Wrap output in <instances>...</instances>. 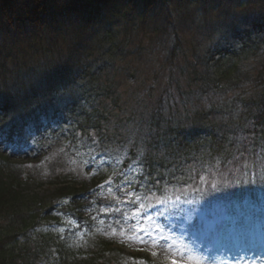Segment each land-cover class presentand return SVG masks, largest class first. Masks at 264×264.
Masks as SVG:
<instances>
[{"label": "trees", "instance_id": "trees-1", "mask_svg": "<svg viewBox=\"0 0 264 264\" xmlns=\"http://www.w3.org/2000/svg\"><path fill=\"white\" fill-rule=\"evenodd\" d=\"M175 1L179 4V0H0V264H36L40 252L52 246L58 264H114L104 259L124 257L115 243L78 232L71 239L60 225L37 226L51 211L43 207L56 200H82L98 187L112 193L126 186L135 196L133 210L143 216L151 212L161 222L166 219L156 200L169 195L180 207L191 201L209 215L264 214V60H253L254 48L244 41L258 27L262 32H257V41L264 49V0H185L184 9L176 4L172 10ZM218 23L228 25L224 27L228 31ZM189 29L208 31L209 39L221 40L194 54L195 47L184 46ZM221 33L240 36L239 43L222 41ZM156 40L166 45L163 65L141 76L131 62H142ZM250 58L253 63L247 70L254 81H245L236 92L241 108L202 120L206 109L192 105L189 97L198 98L210 82L241 73V64ZM123 60L130 65L125 71L131 79L128 91L114 81L122 71L117 62ZM172 65L179 69L172 74L176 91L164 80ZM9 69L15 72L12 78ZM107 73V81L101 80ZM246 83L249 87L243 88ZM93 114L99 115L98 121L76 124L66 144L68 152L86 162L90 178L83 183L59 174L48 183L52 195L29 194L30 188L45 183L34 172L17 173L7 153L34 143L39 148L50 132L75 126L66 118L90 120ZM93 134L99 143L93 144ZM200 141L222 161L209 168H184L181 151L194 154ZM57 215L74 220L72 213ZM30 235L35 236V248L31 246L28 255ZM21 236H27V245L17 241ZM129 258L135 264H151L142 255Z\"/></svg>", "mask_w": 264, "mask_h": 264}, {"label": "rangeland", "instance_id": "rangeland-1", "mask_svg": "<svg viewBox=\"0 0 264 264\" xmlns=\"http://www.w3.org/2000/svg\"><path fill=\"white\" fill-rule=\"evenodd\" d=\"M176 4L179 6L176 7ZM185 4V0H179V4L175 1L171 7L172 10L175 7L184 9ZM195 8L192 5L190 12L196 11ZM208 9L211 10L212 8L208 6ZM235 10L237 12L240 11L238 8ZM218 25L222 26L223 30L228 31V28H224L228 25H221V23H218ZM96 26L97 24H92L93 28H96ZM257 28L254 30L256 34H252L250 40L245 39L244 41H247L246 43H249L248 45L254 48V50H250L253 60L256 57L257 60L259 59L258 61H261L264 60V49L261 50L263 48L259 44L261 41H257V32L260 30ZM185 31L187 34L185 35L184 46L187 49L191 48V46L195 47L194 54L206 52L213 45V42L216 44V42L221 40L219 38L209 39L208 31L201 32L195 29ZM260 31L262 32V30ZM219 37L222 38V41L236 45L240 39V36L235 37V35L232 36L225 33H221ZM158 42L156 40L154 44L152 43L153 46H150L151 48L147 50L142 62H131V65L135 68L133 70L139 72L141 76H149L162 67L161 61L166 53L164 51L166 45ZM170 42L174 44L173 39ZM40 58L42 57H34V61H38ZM253 60L251 59L246 65L241 64L244 69L241 73L232 74L221 81L210 82L205 87L206 91L199 94L198 98L196 95L189 97L192 105L196 106L197 104L199 105L198 107L204 106L206 109L201 118L202 120L205 118L207 120L212 114L230 115L241 108V106L237 105L239 99L236 98V92L240 93L241 84L245 81L249 83L254 81L247 70ZM127 65L124 60L118 61L117 67L122 68V71L117 73V80L111 77V80L120 82V89L126 91L130 89L131 82V79L125 74ZM127 68L129 70L130 67ZM176 68V65L170 66L169 69L173 71L171 72L167 69L164 76L165 82L170 83L175 88V91L176 86L172 74L179 72V69ZM13 73L15 75V72ZM14 75L12 70L9 69L8 76L12 78ZM109 75L110 73H107L104 78L101 76L100 78L107 81L106 78ZM248 87L247 83L243 86V88ZM186 98L188 97H185V100ZM95 100L97 101V99ZM186 102L188 103L187 100ZM131 115V120H135ZM72 117L70 119L75 126L73 125L71 129L63 128V130L52 131L49 136L41 140L44 149L39 154L45 155V159H38L37 151L25 153L20 149L13 150V153L9 156L17 173L24 171L34 172L39 178L38 180L45 183L41 188L37 187V185L30 188L28 190L29 194L37 193L44 198L50 196V194L52 195V191L51 193L47 191L48 187H50L48 183L59 174L67 177L71 176L83 183L86 180L85 178H90L88 173L82 174L88 167L86 163L76 160L75 156L66 149V144L78 126L94 125L98 121L99 115L93 114L90 120L79 116ZM207 131L209 132V129H206L205 132ZM97 136V134H93L92 137L95 138L93 144L101 141V139H96ZM9 142L12 144V141ZM199 146L194 154L191 155L187 153V150L181 151L184 168H192L193 170L199 167L209 168L222 161L220 155L208 150L206 145H201V141ZM98 189L89 193L82 200L74 202L69 200L68 203H64L55 199L54 204L49 207H43L44 210H48L51 207V211L40 218L39 221H42L38 222L37 226L60 225L68 229L71 239L78 232L95 236L96 238L94 239L96 240L115 243L114 247L121 248L125 256L116 255L117 258L115 260L108 257L104 259L105 262H113L114 264H135L129 256H136L139 253L149 256L153 264H264V215L255 216L251 211L243 218L237 214L219 215L214 213L209 215L202 207H195L191 203L180 207L175 205L174 202L170 203L169 198H167L166 206H171V208L163 212V217L166 221L158 225L151 216L145 217L139 212L132 213L134 210L131 209L136 204L132 190L122 187L112 194L103 187H98ZM35 208L38 207L35 206ZM70 213H72L71 216L74 220L56 215ZM72 228H74L73 233ZM34 237L30 235L27 241V236H21L17 237V241L23 246L26 241L27 243H32V245L29 244L28 246L29 251L31 246L34 247ZM25 252L26 250H24ZM29 254L30 251L28 252ZM57 257L59 258L57 249L52 246L46 253L40 252L36 259V264H52L53 262L58 264L59 260H56Z\"/></svg>", "mask_w": 264, "mask_h": 264}, {"label": "snow or ice", "instance_id": "snow-or-ice-1", "mask_svg": "<svg viewBox=\"0 0 264 264\" xmlns=\"http://www.w3.org/2000/svg\"><path fill=\"white\" fill-rule=\"evenodd\" d=\"M252 143L255 144V140H253ZM261 179L264 180V175H261ZM211 187L213 189H217V185L215 183H212ZM195 190L196 191H200L199 188H197ZM177 199H179V197H177ZM166 201H167V197H165L164 199H159L157 202L160 203V204H164V203H166ZM188 203H191V201H188ZM145 210H146V208H145ZM149 219H151V218H149Z\"/></svg>", "mask_w": 264, "mask_h": 264}]
</instances>
